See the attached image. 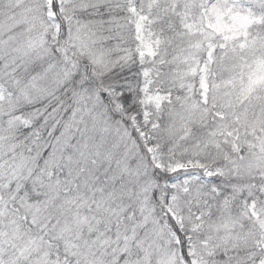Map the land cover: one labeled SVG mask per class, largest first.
<instances>
[{
	"label": "snow or ice",
	"instance_id": "snow-or-ice-1",
	"mask_svg": "<svg viewBox=\"0 0 264 264\" xmlns=\"http://www.w3.org/2000/svg\"><path fill=\"white\" fill-rule=\"evenodd\" d=\"M0 264H264V0H0Z\"/></svg>",
	"mask_w": 264,
	"mask_h": 264
}]
</instances>
